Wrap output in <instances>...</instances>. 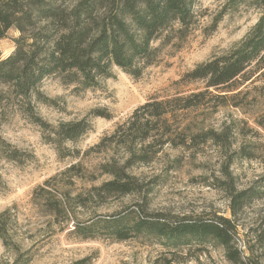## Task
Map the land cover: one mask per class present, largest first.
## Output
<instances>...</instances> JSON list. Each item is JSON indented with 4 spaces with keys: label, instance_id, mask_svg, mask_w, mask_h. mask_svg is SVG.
I'll list each match as a JSON object with an SVG mask.
<instances>
[{
    "label": "rangeland",
    "instance_id": "1",
    "mask_svg": "<svg viewBox=\"0 0 264 264\" xmlns=\"http://www.w3.org/2000/svg\"><path fill=\"white\" fill-rule=\"evenodd\" d=\"M199 5L203 17L185 43L164 50L138 78L113 67L111 76L100 78L93 88L64 84L56 76L42 80L39 91L47 100L34 98L35 112L50 126L86 117L90 128L77 140L56 145L19 111L0 108V138L23 153L21 163L0 156V215L7 212L8 235L7 244L0 238V264H68L85 256L89 264H264V127L256 123L264 118V97L262 90L252 88L263 85L264 78L233 99L218 97L203 80L175 83L198 64L236 47L258 21L262 7L257 0H201ZM221 10L217 25L205 33ZM15 36L17 32L10 31L0 39L2 57L13 50ZM191 91L203 92L194 98L200 102L175 124H190L194 134L201 128L228 127L234 139L230 149L211 141L164 144L156 147L149 163L126 169L137 178L135 191L104 202L91 198V189L112 179L101 173L99 164L109 157L125 158L119 146L98 152L102 137L149 99ZM242 145L251 157L230 161L231 151ZM39 186L64 193L67 218L45 213ZM133 204L170 218L175 225L171 236L81 240L71 232L74 222ZM206 222L222 225L229 242L201 236L198 228Z\"/></svg>",
    "mask_w": 264,
    "mask_h": 264
},
{
    "label": "trees",
    "instance_id": "2",
    "mask_svg": "<svg viewBox=\"0 0 264 264\" xmlns=\"http://www.w3.org/2000/svg\"><path fill=\"white\" fill-rule=\"evenodd\" d=\"M200 1L0 0V39L8 37L10 31L17 32L12 38L13 50L5 57L0 52V108L11 106L19 111L42 127L46 132L44 137L56 145L77 140L90 128L86 117L50 126L35 112L34 98L47 100L39 91L42 80L56 76L64 84L93 88L100 78L111 76L113 67L138 78L148 66L159 60L164 50H177L194 32L203 17ZM257 1L262 14L238 45L223 55L198 64L176 84L203 80L207 90L213 88L218 97L233 99L244 94L248 84L264 78V0ZM222 13L221 10L212 18L210 25L204 28L205 33L214 29ZM252 88L262 90L264 97V84ZM202 95L203 92L191 91L151 98L136 107L125 121L118 123L111 134L103 136L96 144L97 151L119 146L125 158L109 157L99 164L101 173L112 179L91 189L90 197L104 202L135 191L137 178L126 169L149 163L158 151L156 147L164 144L211 141L221 149H230L234 139L228 127L219 131L201 128L194 134L190 124H175L179 116L199 104L200 101L194 98ZM256 123L264 127V118ZM251 155L242 145L231 151L229 159L250 158ZM0 156L19 163L23 161V153L2 138ZM72 169L76 167L72 166ZM44 183L47 185L49 181ZM3 186L0 175V189ZM52 190L44 186L36 189L43 192L45 213L65 219L70 213L67 197ZM133 205V208L129 206L117 213L94 215L74 222L71 232L81 240L106 237L121 241L140 236L148 239L171 236L175 225L164 213H151ZM6 214L4 211L0 215V238L5 244L8 243ZM206 223L198 228L201 236L220 243L229 242L230 236L222 225ZM89 262L90 257L85 256L68 264Z\"/></svg>",
    "mask_w": 264,
    "mask_h": 264
}]
</instances>
